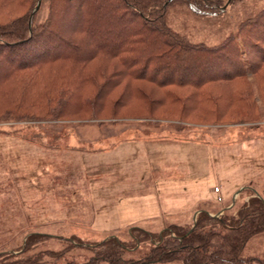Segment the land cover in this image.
I'll use <instances>...</instances> for the list:
<instances>
[{
	"label": "trees",
	"instance_id": "trees-1",
	"mask_svg": "<svg viewBox=\"0 0 264 264\" xmlns=\"http://www.w3.org/2000/svg\"><path fill=\"white\" fill-rule=\"evenodd\" d=\"M234 2L0 0V94L6 92L0 104L18 99L8 94L10 88L5 89L13 81L34 87L37 77L44 79L38 72L43 67L69 65L65 74L50 80L51 95L38 104H43L45 117L52 108H59L58 117L73 107L94 112L97 93L104 91L111 101L115 88L128 76L154 83L163 96L141 86H134L132 91L127 86L123 93L126 100L117 99L114 106H126L131 98L145 117L158 119L157 111L165 107L173 120L182 122L190 113L198 118L207 116L210 121L222 120L228 115L220 113L223 106L230 112L233 109L234 120L256 123L264 114V10L243 21L238 35L231 34L215 46L192 41L169 23L168 13L175 6L217 17ZM37 5L40 8L35 11ZM43 6L47 14L39 19ZM65 25L72 28L64 32L60 28ZM240 44L245 46L242 50ZM97 57L111 60L115 72L109 77L101 70L89 74L85 66ZM187 60H195L193 66H186ZM97 75L103 78L101 83ZM251 78L254 83L244 89L213 86ZM111 79L118 82L113 85ZM85 84L98 91L93 98ZM46 87L44 84L43 89ZM174 88L190 92L180 96ZM259 106H263L262 111ZM16 108L18 104L6 108L1 117L28 111ZM114 112L118 111L114 108ZM242 194L249 198L240 204L236 200L220 215L200 210L191 222L164 227L135 225L126 229V236L115 229L93 241L76 234L63 237L34 230L17 247L0 251V264H264V258L244 254L248 243L264 236V199L252 188H244L239 196ZM54 240L60 242L57 248L50 245Z\"/></svg>",
	"mask_w": 264,
	"mask_h": 264
},
{
	"label": "rangeland",
	"instance_id": "rangeland-1",
	"mask_svg": "<svg viewBox=\"0 0 264 264\" xmlns=\"http://www.w3.org/2000/svg\"><path fill=\"white\" fill-rule=\"evenodd\" d=\"M234 1L217 17L195 14L185 6L172 7L168 13L169 23L192 41L219 45L229 35H238L243 21L264 10V0ZM27 8L28 5L23 12ZM39 13V19L45 18L47 7L43 6ZM71 28L65 25L60 29L68 32ZM244 47L240 44L241 50ZM193 62L187 60L185 65L193 66ZM68 67H43L38 72L44 79L40 81L37 77L38 84L34 87H23L15 83L17 81L5 87L11 89L8 94L13 95L12 98L19 97L13 99V103L0 104V251L17 247L34 230L63 237L76 234L97 241L107 234L99 230L107 228H121L120 235L126 236L130 226L164 227L171 222L186 221L180 215L193 209L197 199L216 202L221 196L222 204L213 205L216 213L218 209L232 207L233 194L241 188H250L244 183L264 172V143L255 138L261 136L264 114L256 123L240 122L234 120L233 109L230 112L222 106L220 113L228 114L222 120L210 121L207 116L198 118L196 113H190L182 122L173 120L170 109L167 113L164 107L157 111L158 119L145 117L146 113L135 107L131 98L127 99L126 106H114L113 102L126 100L123 93L127 86L131 91L134 86H141L155 96H163V92L154 83L135 81L128 76L115 88L111 101L104 91L97 93L99 99L94 112L90 108L73 107L58 117L59 108H52L50 116H43L45 108L38 104L51 95L50 80L65 74ZM85 68L91 75L101 70L109 77V73L115 72L113 62L105 57H97ZM97 81L101 83L103 78L97 75ZM114 82H118L117 79H111V84ZM252 83L251 78L213 86L229 88L233 85L244 89ZM85 85L93 98L98 91ZM174 90L180 96L190 92L186 88ZM5 95L3 92L0 98ZM13 104H18L16 111H28L16 117H1L2 111ZM259 107L262 111L263 106ZM114 108L118 112H114ZM33 113L35 115L26 116ZM190 140L202 142H186ZM159 155L171 156L180 169L190 173L185 179L170 181L171 198L168 200L163 199L162 194L149 193L151 180L155 184L159 179L156 175L152 177L149 166L162 157ZM133 169L142 170L143 190L147 185L142 197L134 200L132 192L123 196L128 188H133ZM176 174L174 172V177ZM92 184L97 189L94 190ZM257 185L264 190V177ZM214 187L221 193L217 195ZM111 190L120 193V209L101 210L100 202H93L91 195L97 191L109 198ZM243 198L242 194L236 200L240 204ZM49 242L56 248L57 243L60 244L57 240ZM244 254L264 258V236H257L248 243Z\"/></svg>",
	"mask_w": 264,
	"mask_h": 264
},
{
	"label": "crops",
	"instance_id": "crops-1",
	"mask_svg": "<svg viewBox=\"0 0 264 264\" xmlns=\"http://www.w3.org/2000/svg\"><path fill=\"white\" fill-rule=\"evenodd\" d=\"M255 138L259 141H262V143H264V128H262L261 136H257ZM248 141H250V140H248ZM186 142H193V143H197V144L200 143L201 144L202 141L199 142V141L190 140V141H186ZM159 156H162V157H159V159L154 161L155 163L151 162L150 166H149L150 171H152V173H151L152 177L155 178V175H156V177L159 176V179H156L155 184H154V180H151L150 186H149V193H151V194L156 193L157 196L159 194H162L163 199L168 200L171 198V197H169L170 195L168 194L169 193V187H170V181L175 179V178L185 179L188 177V175L190 173L188 171H186V169L185 170L180 169L179 165H178L179 163L175 162L171 156L170 157L166 156V155H159ZM141 171L142 170H138L136 172L135 169L132 170L133 179L131 181L132 183L131 182L130 183L133 184V188H128L129 191H127L126 193L124 192L123 196H125V194L128 195V194H130V192H132L133 195H131V197L133 198V200H134V198L140 199L142 197V192L147 190V185L145 184V187L143 190L142 184H143L144 180H143V173H141ZM174 172L177 173L176 177H174ZM263 177H264V172L255 175L254 177L251 178L250 181H247L244 184H248V186H251L250 188L255 190L256 194H260V196L264 199V190L259 188L257 185V183H259ZM147 182L148 181L145 180V183H147ZM92 185L95 186V184H92ZM114 185H115V183L112 185H109L108 188H111V186H114ZM102 186H104V185H102ZM93 188H94V190L97 189L96 186ZM215 188L216 187H214V191H215ZM244 188H247V187H244ZM112 191L113 190L108 192L109 198H104V197H102L101 193L94 191V193H92V195H91L92 201L93 202H95V201L100 202L101 208L100 207L99 208L101 210L102 209L105 210V209L110 208V209H114V210L118 211L120 209V202H121L122 198H120V193L112 192ZM215 193L218 195L221 193V190H220V192H218V193L215 192ZM235 194L236 193L233 194L232 201L234 199ZM114 197L116 198L115 200H114ZM218 197H217V199H218ZM248 198H249L248 196L245 197V200H247ZM217 199H216V202H210V201H204V200L202 201V199H197V202H195V204L193 205V209H191L187 213H182L183 215H180L181 217H183L181 219H184V220L186 219V221L181 220L178 222H187V221L191 222V221H193L195 219L197 213L200 210L208 211L212 215L217 214L219 212H223L224 208H222L221 210H219L217 208L218 210H216V213H214L215 210L214 211L212 210L214 208L213 205L222 204L221 202H218ZM158 201H159V204H161V199H158ZM166 204H168V202H166ZM191 211H192V213L189 216V212H191ZM140 222H141V219L136 223L139 224ZM171 223H173V222H171ZM115 229L121 230V228H107V229H103V230H99V231H103V232L108 233V232L113 231Z\"/></svg>",
	"mask_w": 264,
	"mask_h": 264
},
{
	"label": "water",
	"instance_id": "water-1",
	"mask_svg": "<svg viewBox=\"0 0 264 264\" xmlns=\"http://www.w3.org/2000/svg\"><path fill=\"white\" fill-rule=\"evenodd\" d=\"M39 4H40V2H39ZM39 6H40V5H37L35 11L39 8ZM243 189H244V188H241L238 192H236V194H235V196H234V199H233V202H235L237 196L240 194L241 190H243Z\"/></svg>",
	"mask_w": 264,
	"mask_h": 264
},
{
	"label": "built area",
	"instance_id": "built-area-1",
	"mask_svg": "<svg viewBox=\"0 0 264 264\" xmlns=\"http://www.w3.org/2000/svg\"><path fill=\"white\" fill-rule=\"evenodd\" d=\"M214 192H220V189L218 187L215 188V191ZM218 202H222L223 201V198L221 196L218 197ZM222 212H220L219 214H221Z\"/></svg>",
	"mask_w": 264,
	"mask_h": 264
}]
</instances>
